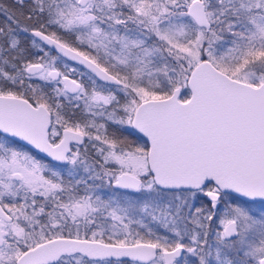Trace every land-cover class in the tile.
Listing matches in <instances>:
<instances>
[{
	"label": "snow or ice",
	"instance_id": "obj_1",
	"mask_svg": "<svg viewBox=\"0 0 264 264\" xmlns=\"http://www.w3.org/2000/svg\"><path fill=\"white\" fill-rule=\"evenodd\" d=\"M0 17V264H264V0Z\"/></svg>",
	"mask_w": 264,
	"mask_h": 264
},
{
	"label": "flooded vegetation",
	"instance_id": "obj_2",
	"mask_svg": "<svg viewBox=\"0 0 264 264\" xmlns=\"http://www.w3.org/2000/svg\"><path fill=\"white\" fill-rule=\"evenodd\" d=\"M2 2L4 4H11L12 3V0H2ZM2 20H3V17H0V21H2Z\"/></svg>",
	"mask_w": 264,
	"mask_h": 264
}]
</instances>
